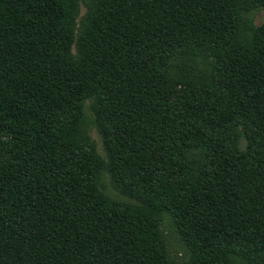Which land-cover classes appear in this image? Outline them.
Masks as SVG:
<instances>
[{
    "label": "trees",
    "instance_id": "1",
    "mask_svg": "<svg viewBox=\"0 0 264 264\" xmlns=\"http://www.w3.org/2000/svg\"><path fill=\"white\" fill-rule=\"evenodd\" d=\"M253 9L264 0H108L75 34L74 0H0V264H264V20L243 16ZM189 41L196 62L213 59L209 89L166 79L162 60ZM178 98L205 127L196 117L180 131L166 111ZM86 100L105 159L74 144ZM103 172L133 206L102 204ZM163 213L183 262L168 257Z\"/></svg>",
    "mask_w": 264,
    "mask_h": 264
},
{
    "label": "rangeland",
    "instance_id": "2",
    "mask_svg": "<svg viewBox=\"0 0 264 264\" xmlns=\"http://www.w3.org/2000/svg\"><path fill=\"white\" fill-rule=\"evenodd\" d=\"M74 1L77 3V11L75 16L76 23L74 22L72 26L70 25V28L71 30H74L75 34H77L76 31L79 27L77 23L81 18V16H83L84 14H90L88 16L89 21L90 19H94L95 16L96 17L98 16L96 14V9H98L100 6H103L104 2L108 0H74ZM100 2H102V5H99ZM243 16L246 19H248L254 26H259L264 20V11L262 9H253L244 12ZM82 23L83 24H81L78 31L80 29H82V31L86 30L87 27L91 24V23L88 24L87 21H83ZM249 27H250L249 24H246V29L243 31V34L246 39L249 38L250 36L249 33H251V29ZM195 43L198 42L189 41V43H184V47L182 48L188 50L186 52L187 54L185 55H182L180 53L170 54L166 57L165 60H162L164 61L162 65H164L165 67L164 70L167 73L166 79L168 80L170 85L178 84L180 80H184L187 83V85L185 86L189 91H190V85L188 84H190V82H192V85H194L195 87L202 89H204V87H206L205 89L207 88L209 89L210 88L209 86L212 85L213 79L216 78L217 76V74L212 75L210 73L212 70L211 68L213 65V59L206 57V54L203 53L202 56H200L201 58H199L201 62H196L194 60V56L200 55L201 51L195 50L194 46H192V44ZM72 47L74 48V46ZM191 48L193 49L192 51H190ZM197 58L198 56H196L195 59ZM218 91L220 90H217L216 92L211 94V96L214 97L215 99L218 98V104H219L220 98L222 96L227 95V92L225 89H222L221 92ZM180 100H181L180 98L177 99L176 101L177 104H173L170 106L169 104L166 105V111H171V114L173 115L172 120L176 122L180 131H182L184 128L189 129L190 120L194 121L196 117H198V120L203 122L204 124L203 127H205V123L203 121L205 117L203 115L197 116L195 114H191L190 101L189 103L182 104V102H179ZM89 104H90V100H86L81 104L79 112H77V117H76L78 120L76 124L71 125L72 128L70 129V131L71 133H73V140L75 142L74 144H77L82 141L85 145H87L86 149L88 153L91 151H95L97 153L96 155L100 159H105L106 157H105V152H103L104 149H103L102 141L97 130V124L94 118H92ZM50 130L51 128L48 127V131ZM235 130L238 135H242L244 133L242 131L241 124H236ZM183 139L185 141V137H183ZM239 141H240L239 145L240 147H242L244 141L243 140H239ZM187 142H190V138L187 139ZM192 143L193 145L189 147L190 149L189 156L190 154L194 155L196 151H200L199 147L203 146L202 144H200L199 139L192 141ZM203 150H207V148L205 147ZM60 159H64V157L60 156ZM56 167L59 168L58 164H56ZM195 167L196 165H193L192 169H195ZM95 185H96L97 193L101 195L102 199L100 198V200L102 204L105 206H109L114 203L121 205L128 204L132 206L133 204H135V200L127 196L124 192H120L115 186H113L114 184L107 173L103 172L100 176H98ZM159 232L162 242L166 248L168 257L171 260L183 262L188 259V253H189L188 247L186 243L181 239L177 227L175 223L171 221V218L169 217L168 213L162 214L159 223ZM232 249L234 248H231V250ZM237 262L239 263V261Z\"/></svg>",
    "mask_w": 264,
    "mask_h": 264
}]
</instances>
